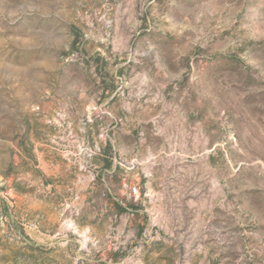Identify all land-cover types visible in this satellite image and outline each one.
<instances>
[{
    "label": "rangeland",
    "instance_id": "374dc122",
    "mask_svg": "<svg viewBox=\"0 0 264 264\" xmlns=\"http://www.w3.org/2000/svg\"><path fill=\"white\" fill-rule=\"evenodd\" d=\"M0 264H264V0H0Z\"/></svg>",
    "mask_w": 264,
    "mask_h": 264
}]
</instances>
